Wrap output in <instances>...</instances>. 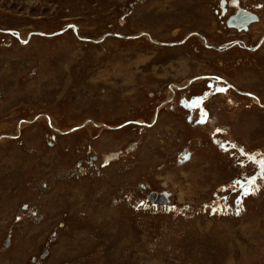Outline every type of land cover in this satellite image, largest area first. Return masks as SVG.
Returning <instances> with one entry per match:
<instances>
[{"label": "rangeland", "instance_id": "obj_1", "mask_svg": "<svg viewBox=\"0 0 264 264\" xmlns=\"http://www.w3.org/2000/svg\"><path fill=\"white\" fill-rule=\"evenodd\" d=\"M222 1L0 0V264H264V108L201 79L264 105V0Z\"/></svg>", "mask_w": 264, "mask_h": 264}, {"label": "flooded vegetation", "instance_id": "obj_2", "mask_svg": "<svg viewBox=\"0 0 264 264\" xmlns=\"http://www.w3.org/2000/svg\"><path fill=\"white\" fill-rule=\"evenodd\" d=\"M236 1V0H235ZM232 2H234V1H230V2H228L229 3V7H231V8H234L235 9V15L233 16L234 18L238 15V13H239V10L240 9H238L237 10V8L235 7V6H233V4H232ZM237 3H238V7L240 8L241 6H240V3L238 2V1H236ZM228 3H227V1H225V0H223L222 2H221V4H220V6H221V8H227V6H228ZM249 14V13H248ZM245 15V14H244ZM250 15V14H249ZM232 17V18H233ZM238 21H244L243 19H241V18H238L237 19ZM247 23H245V25H246ZM238 25V24H237ZM192 33H196L195 35H193V36H195V37H200L203 41H204V43H205V46L206 47H212V48H210V49H213V50H216L215 48H217V46H213V45H209L208 44V40H207V38H203V36H200L199 35V33H197V32H192ZM125 38H132V37H125ZM151 38V37H150ZM150 40V42H155L156 44H162V43H160V42H156V41H154V40H152V38L151 39H149ZM261 41H262V43H261V45L263 44L264 45V37L261 39ZM208 44V45H207ZM162 45H164V46H170V44H162ZM261 45H259V46H261ZM258 46V47H259ZM233 47V48H232ZM234 47H238V48H241V49H243L244 48V50L246 49V50H248V51H251V52H253V51H255L257 48L256 47H247V46H245V45H241L240 44V42H234V41H232L231 43H227L226 45H224V46H222L221 48L223 49V50H228V51H230L231 49H234ZM220 49V48H219ZM217 51V50H216ZM201 79L202 80H204V79H206V81H207V83L209 84L208 86H207V83L205 84V86H206V88L209 90V88H211V86H217L218 87V89H215V90H211V91H209L210 93H208V94H210V96L212 97V96H216V95H221V93H222V91H223V89L225 88H227L228 87V89L229 90H235L237 93H239V94H241V95H243V96H246L247 95V97L249 96L250 98H251V102H252V104H256L259 108H264V105H262V104H260L259 103V101H256L255 99H253L254 97H253V95H250V94H245V93H241V92H239L238 90H236V89H234V86L233 85H231L228 81H227V79H225V78H223V77H221V76H215V77H209L208 76V78L206 77V76H203V77H201ZM170 90L171 91H173V93H175L176 92V90H177V86L176 85H173V86H171L170 87ZM214 92H216V93H214ZM201 95V96H200ZM197 94V95H192V96H184L183 98H181V99H179L178 101H177V104H178V106H182V107H184V108H186V111H189V110H191V111H193V110H195V112H197V116H198V109L202 106V103L205 101L204 100V97H205V95H206V91L205 92H202L201 94ZM206 98V97H205ZM196 99H198V101L196 100ZM254 100V101H253ZM255 101H256V103H255ZM197 102L199 103V104H197ZM199 118L198 119H205V114L202 112V111H200L199 112V116H198ZM120 156V155H119ZM115 156H113V157H111V158H107L106 160L107 161H109L110 162V160H112L113 158H114ZM107 163V162H106Z\"/></svg>", "mask_w": 264, "mask_h": 264}, {"label": "water", "instance_id": "obj_3", "mask_svg": "<svg viewBox=\"0 0 264 264\" xmlns=\"http://www.w3.org/2000/svg\"><path fill=\"white\" fill-rule=\"evenodd\" d=\"M238 18H241L244 21H249V20H251V15L246 14V16H245L241 11H239L238 15L233 20L235 21ZM16 35H18V34H16ZM41 35H44V34H41ZM51 36H54V35H51ZM188 159H189V154H186V156L184 157L182 162H184V161H186ZM150 200L155 205H161V206H168L169 205V201L167 199V194L166 193H162V194L153 193L150 196Z\"/></svg>", "mask_w": 264, "mask_h": 264}, {"label": "snow or ice", "instance_id": "obj_4", "mask_svg": "<svg viewBox=\"0 0 264 264\" xmlns=\"http://www.w3.org/2000/svg\"><path fill=\"white\" fill-rule=\"evenodd\" d=\"M233 147H235V146H233ZM241 154H243V150H241ZM252 159H254V158H252ZM259 165H260L261 170H262V177H264V160H261V161L259 162ZM252 183L254 184L255 181H253ZM249 194H253L252 191H249V192H246V193H245V195H249Z\"/></svg>", "mask_w": 264, "mask_h": 264}, {"label": "bare ground", "instance_id": "obj_5", "mask_svg": "<svg viewBox=\"0 0 264 264\" xmlns=\"http://www.w3.org/2000/svg\"><path fill=\"white\" fill-rule=\"evenodd\" d=\"M233 5H235L236 7H238V4H237V2H233ZM239 11H241L243 14H245V16H246V14H248L247 12H245L244 10H239ZM216 49V48H215ZM253 99H255L256 101H257V99L256 98H253ZM209 121V120H208ZM208 123H210V122H208ZM186 156V155H185Z\"/></svg>", "mask_w": 264, "mask_h": 264}]
</instances>
